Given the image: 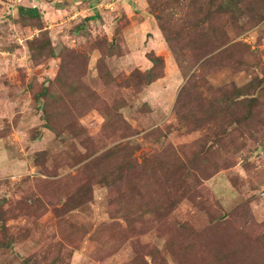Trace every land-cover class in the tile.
Returning a JSON list of instances; mask_svg holds the SVG:
<instances>
[{
	"label": "rangeland",
	"instance_id": "rangeland-1",
	"mask_svg": "<svg viewBox=\"0 0 264 264\" xmlns=\"http://www.w3.org/2000/svg\"><path fill=\"white\" fill-rule=\"evenodd\" d=\"M228 1L0 0V264H264V0Z\"/></svg>",
	"mask_w": 264,
	"mask_h": 264
},
{
	"label": "trees",
	"instance_id": "trees-1",
	"mask_svg": "<svg viewBox=\"0 0 264 264\" xmlns=\"http://www.w3.org/2000/svg\"><path fill=\"white\" fill-rule=\"evenodd\" d=\"M236 3L238 4L239 0H229L226 3V5L221 6L220 9L223 12L232 11V9L234 7L233 5H236ZM233 12L236 13L237 11H235V9H233ZM197 13L199 14V17L202 18L203 20L205 19V21H206V19L209 20L212 17V15L214 14V13L210 14L209 15L210 18H206L205 17V10L199 9ZM18 14L20 16L29 17V18H32V19L40 18V15H39V12H38L37 8H30V7L21 6V7L18 8ZM91 19H94V18H91ZM89 20H90V18H89ZM202 23L203 22H201L200 24H202ZM161 28L163 29V31H165V28L163 26H161ZM172 39L173 38L170 37V36L169 37L168 36L165 37L166 42L169 43V44L172 42ZM150 61L154 64V66L163 65L161 60H159L156 57L150 58ZM256 88L262 89V93H263L264 92V80H262L260 82V84H258V85L256 84V82L254 80L248 85V88L241 89L238 93H236L238 95V97H240V100H239V103L235 104V105H237L242 110H245V109L248 110L247 112L245 110V113H244V116H243V117H245L247 122H249V120H251L254 117L255 108L257 107V104L260 103V101L258 100L259 97L257 98L255 96V94L250 96V91L254 90ZM65 100H66V98L61 99L62 102H64ZM115 156L123 157L124 158L123 161H126V158L120 153L116 154ZM108 159H111V158L108 157ZM104 174H106V173H103V175ZM208 175H209V172H207V169H205V177H208ZM105 178H107V176H105ZM106 181H108V180H106ZM0 223H4V222L0 221ZM4 227L5 226L3 224L0 225L1 230H3V233H5V235H6V231L7 230H5ZM177 231H178V229H177ZM193 232H194V230H193V228H191V226H186L185 224H183L182 227H181L180 233L178 231V233L175 235V237H176L175 242H178V245L183 243V245L181 246V249H180V253L181 254H184V252L188 251L187 250V246L188 247L190 246V248H189L190 251H193V252L197 251L196 247L200 243L197 246H191L192 245L191 243H193V242H188V240H187V237L189 236L188 233L193 235L192 234ZM196 241L197 240H195V242ZM11 244H12V242H11ZM0 247L1 248H10L11 245L10 244H0Z\"/></svg>",
	"mask_w": 264,
	"mask_h": 264
}]
</instances>
